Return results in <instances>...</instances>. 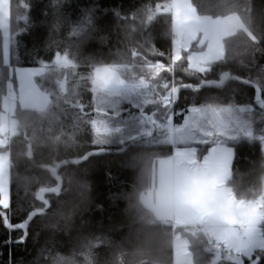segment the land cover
Returning <instances> with one entry per match:
<instances>
[{"label": "trees", "instance_id": "16d2710c", "mask_svg": "<svg viewBox=\"0 0 264 264\" xmlns=\"http://www.w3.org/2000/svg\"><path fill=\"white\" fill-rule=\"evenodd\" d=\"M169 1L10 0L11 67L44 66L37 84L51 103L42 113L16 110L18 133L7 147L10 203L0 206V264H176L171 225L141 201L157 162L173 154L168 133L161 141L153 134L100 142L94 122L105 114L95 108L93 80L101 67L120 68L131 84L144 79L159 88L173 81L180 88L178 124L194 108L252 106L253 138L228 143L234 159L227 184L238 201L264 196V0H190L200 17L236 16L242 24L223 40V58L202 71L190 67L186 53L171 64L173 15L155 11ZM3 56L0 35V116L9 82ZM60 58L69 66H59ZM129 106L122 100L118 119L133 126L139 120ZM42 190L49 191L47 204L37 198ZM36 210L45 213L29 219ZM178 232L188 237L192 264H264L262 250L235 262L206 234Z\"/></svg>", "mask_w": 264, "mask_h": 264}, {"label": "rangeland", "instance_id": "374dc122", "mask_svg": "<svg viewBox=\"0 0 264 264\" xmlns=\"http://www.w3.org/2000/svg\"><path fill=\"white\" fill-rule=\"evenodd\" d=\"M189 1L190 0H185L186 8H192ZM230 18H235L237 20L238 23L236 24H238V27L242 25L240 20L236 16H232ZM10 20V0H0V35L3 41V59L5 65L9 68L8 94L4 100V112L1 113L0 116V206L3 210L8 208L10 203L11 156L10 152L7 150V147H9L8 143H5L1 137H3L5 134H10L11 138H13L17 135L18 121L15 118V114L18 108L42 113L48 109L51 103L50 95L47 92L43 91L37 84V79L43 77L47 72V69L44 66L24 68L11 67ZM220 24L221 23H219V25ZM234 27H236L237 29V26L234 25ZM216 34V27H213V32L212 30L209 32L206 25L205 30L200 34L197 32H187L184 36L181 33L179 35L176 34V36L174 35L175 41H173V56L171 59V64L174 65L175 62L180 61L183 58V54L186 53V59L191 66L192 63H195V57L197 56V53H200L202 51L201 46L205 43V40L214 37ZM224 36H226V34H224ZM182 38L184 39V42H179L178 40ZM196 42L198 45V49L193 50L192 48ZM58 61H63V59L60 58ZM203 68L204 67H199L198 70H203ZM120 70L121 69L117 67H101L95 72V79L93 80V92L96 103L95 108L98 112H102L101 114H105L104 117L101 115L100 118H97L94 122V127L96 133H98V136L100 137V142H110V139L104 140V137L108 136L109 138L118 141V143L123 144L127 142V140L131 141L138 138V136H154L153 134H155V136L157 134V136L160 137L161 141L162 139H164L165 133H168L169 126L172 130L174 127L177 128L184 123L185 119L183 120V118L185 117V115L183 116V118L180 117V119H182L183 121L181 120L182 123L178 124V117L181 116L182 113L179 112V115L176 114L177 112L175 106L178 100L180 88H175L173 90L171 88L169 90L168 87H166V84H162L161 87L156 88V86H153L149 82L147 83L144 79H136L134 80L135 83H132L133 86L137 87V89H135L136 92L135 90L129 92L130 87L128 86L132 84L127 83V81L121 78ZM157 73L158 72H156L155 75H157ZM200 88L201 87H199L198 89ZM165 91H169V94L167 93V99H162L160 97V94L164 92L165 95ZM122 100L124 102H128L131 105L129 107H131V110L133 108L132 111L134 114H132V117L139 120L133 126H127L123 121L120 122V118L118 119V116L121 112L118 110H120L119 107L122 103ZM172 103L173 105H171ZM103 106L105 107V113L102 110ZM109 108L113 109L109 110ZM191 110L197 111L195 115L197 116V120L201 121L200 123H197V126H200V128L206 126L204 125V122L202 120H205V118L207 117L205 114L209 113V117H207L206 120L211 122V130L206 129V131H202L205 136L201 137V139H205L202 141V143H210L214 140L229 143L231 141H236L239 139L251 140V138H253V129L251 123L252 118L250 116L251 111L253 110L252 106H219L217 108H194ZM191 110H189L187 114L190 113ZM107 111H109L110 113H108ZM193 119L195 118L193 117L192 119H190L189 116L188 122L192 121L194 124L195 122ZM127 120L129 121L130 119ZM137 126H139V128L136 130ZM197 126L195 124L193 125V128H199ZM166 128L167 131L165 130ZM132 130L136 131L134 135H130L132 134ZM175 133L177 132L175 131ZM201 139H197L196 143H200L199 141ZM261 140L262 148L264 150V136L261 137ZM181 141L183 140H179L178 143ZM192 152L185 151L184 153H178V180H180L181 175L184 173V171L189 168L182 166V162L187 159L188 162L192 161ZM180 154H184V157H181ZM165 160H167V158H162L158 161L159 169L162 167L161 164H164L165 166ZM160 162L162 163L160 164ZM165 167L167 172V166ZM189 170L191 172L190 176L194 178V169L189 168ZM162 172L164 174L163 170ZM194 190L195 187L192 186V191ZM46 192L49 191H40L37 194V198L41 202L47 204L48 202L46 200ZM178 192L179 191L177 190V216L184 218V215L181 213V209L179 206L180 192L179 194ZM148 196L150 198V203L153 199H155L154 207L159 215L167 217L169 214V210L172 211L174 209V207L172 206L170 191L166 193L164 183L158 181V191L156 192V194H153V191H150L148 193ZM194 197L197 199L196 194H194ZM260 202L264 205V196L260 199ZM156 219L159 220V217L156 216ZM168 221L170 220H166V222ZM171 223L169 222V224ZM200 227L201 226L194 228ZM9 229L10 231H12V227L9 226ZM254 241L251 239L250 243L253 244L255 243ZM258 241L259 240H257L256 242ZM175 245V263L192 264V255L189 250L188 237L183 235L181 232L176 233ZM229 257L235 262H240L242 254L234 252V254L230 255Z\"/></svg>", "mask_w": 264, "mask_h": 264}, {"label": "crops", "instance_id": "0c3cea01", "mask_svg": "<svg viewBox=\"0 0 264 264\" xmlns=\"http://www.w3.org/2000/svg\"><path fill=\"white\" fill-rule=\"evenodd\" d=\"M169 2L174 4V10L171 13L173 14V33L175 36L180 33L184 36L187 32L200 34L205 30L206 25L209 32L211 30L213 32V27L217 28V34L205 40V43L201 46L202 51H198L200 53H197L195 63H192L190 67L197 71L199 67H204V70L208 64L222 59L224 55L223 40L235 34L242 28V25L238 27V24H236L238 23L237 20L230 17L225 20H207L209 18L200 17L193 8H186L185 0H171ZM189 3L191 5L190 1ZM219 23L221 24L219 25ZM234 25L237 26V29ZM204 86H215V83H205ZM128 87H130L129 92L137 89L133 85ZM167 93L169 94V91H165V95L164 92L161 93L160 97L167 99ZM196 112L191 110L185 116L184 123L177 128L174 127L171 130V127H168L167 141L165 142L173 147V154L165 160L167 172L164 164L160 162L162 167L159 169L157 162L152 187L141 196V201L146 208L154 213L155 217H159L161 222L168 225L173 224L176 231H185V228L201 226L200 228L204 229L207 236L214 239L220 248L223 247L231 252V255L234 252H238L242 256L249 257L256 251H264V235L262 232L264 227V205L261 204L260 200L244 202L236 199L232 189L227 184L232 174L231 167L234 159V150L228 143L221 141L214 140L210 143H202L205 140L201 139V137H205L202 131L211 130V122L206 120L209 117V113H206L207 117L202 120L206 128H200L197 123L201 121L197 120ZM189 116L190 119L195 118L193 119L194 124L192 121L188 122ZM195 124L199 128H193ZM197 139H201L200 143H196ZM179 140L183 141L178 143ZM204 146H208V148L201 155L199 151ZM185 151H193L191 154L192 161L188 162L187 159L182 162V166L194 169V178L190 176L191 172L188 168L178 180L177 157L178 153H184ZM180 156L184 157V154H180ZM158 181L164 183L166 193L170 191L171 194L174 209L172 211L169 210L167 217L157 213L154 207L155 199L150 203L148 196L150 191L156 194ZM192 186L195 187L194 191H192ZM177 190L180 192L179 206L184 218L177 216ZM194 194H196L197 199ZM166 220L170 221L166 222ZM169 222L172 223L169 224ZM185 233L187 232L185 231ZM175 235L176 232L173 239L174 250L176 248ZM251 239L255 240V243L251 244ZM257 240L259 241L256 242Z\"/></svg>", "mask_w": 264, "mask_h": 264}, {"label": "built area", "instance_id": "2783aa9c", "mask_svg": "<svg viewBox=\"0 0 264 264\" xmlns=\"http://www.w3.org/2000/svg\"><path fill=\"white\" fill-rule=\"evenodd\" d=\"M173 6H174V4L172 2H162V3L157 5L155 11L158 12V13L171 12V11H173ZM178 41L184 42V39L182 38V39H180ZM166 87H168L169 90L171 88H172V90L175 89L174 82L171 81V82L166 83ZM2 139H3V141L5 143H8V146L10 147L11 141H12V138H11L10 134H5L2 137ZM171 227H172V232L174 234L176 232V228L173 225H171ZM185 231L187 233H189V234H199V233L205 234L204 229L194 228V227L185 228Z\"/></svg>", "mask_w": 264, "mask_h": 264}, {"label": "water", "instance_id": "95a60500", "mask_svg": "<svg viewBox=\"0 0 264 264\" xmlns=\"http://www.w3.org/2000/svg\"><path fill=\"white\" fill-rule=\"evenodd\" d=\"M58 64H59V66H61V67H68V66H69V64H68L66 61H58ZM65 86H66V81H63V82L61 83V85H60L63 94L66 93ZM44 213H45V212H44L43 210H36V211H34V212L31 213L29 219H32V218H34V217H36V216H41V215H43ZM215 263H216V261H215Z\"/></svg>", "mask_w": 264, "mask_h": 264}, {"label": "bare ground", "instance_id": "6f19581e", "mask_svg": "<svg viewBox=\"0 0 264 264\" xmlns=\"http://www.w3.org/2000/svg\"><path fill=\"white\" fill-rule=\"evenodd\" d=\"M175 41V40H174ZM173 49V48H172ZM173 53V52H172ZM173 68V67H172ZM173 79V78H172ZM177 89V88H176ZM173 99V98H172Z\"/></svg>", "mask_w": 264, "mask_h": 264}]
</instances>
